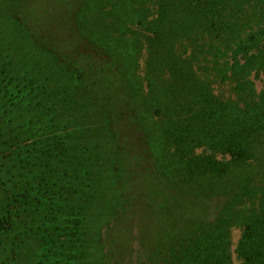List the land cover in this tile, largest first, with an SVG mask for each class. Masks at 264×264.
<instances>
[{"label":"rangeland","instance_id":"rangeland-1","mask_svg":"<svg viewBox=\"0 0 264 264\" xmlns=\"http://www.w3.org/2000/svg\"><path fill=\"white\" fill-rule=\"evenodd\" d=\"M260 48L264 0H26L15 17L1 11L0 152L36 157L46 134L27 137L14 104L52 97L47 136L79 155L53 192L0 162V264H200L202 226L224 242L221 264H243L245 218L264 210V138L253 133L239 163L195 141L196 112L178 100L172 72L205 78L202 89L226 102L217 115L239 111L249 90L264 96ZM2 60L42 75V92L19 91ZM89 66L103 70L104 84H91ZM183 249L192 254L181 258Z\"/></svg>","mask_w":264,"mask_h":264},{"label":"trees","instance_id":"trees-1","mask_svg":"<svg viewBox=\"0 0 264 264\" xmlns=\"http://www.w3.org/2000/svg\"><path fill=\"white\" fill-rule=\"evenodd\" d=\"M25 3L26 0H0V13L6 8L8 12H12V16L15 17L18 15L20 6H24ZM31 39L34 41V38L28 37V40ZM42 49H44V47ZM259 55L264 59V50L262 51L261 48L259 49ZM2 61V66H4L3 72L6 74L5 76L9 75L8 77H11V83L20 84L17 86L19 91L28 89L31 91H38V93L42 92V75L40 78L37 74L35 75V73L29 74V72H27L17 61ZM71 63H74V60H71ZM72 65L75 66L74 64H70L69 66L64 67L68 74H71L72 72ZM86 69V75H90L92 78L90 80L91 84L97 86L102 83V80L104 79V77L103 79L101 78L102 75L100 74L103 71L102 69L90 66L86 67ZM104 74H108L109 76L113 75L111 69L107 70ZM191 76L194 79L190 82L192 79ZM172 78H175L176 81H178V84H180V87L176 91L182 95L181 99H178L184 103L182 106H187L189 109H192V112H196L195 117L197 120L193 124L200 132L195 134V141H197V139L199 141H207L213 149L218 148L225 150L231 154L234 163H239L250 153V136L253 133L259 132V134L264 138V96L259 98L258 95L250 93L251 90H249L246 94L249 99V103L245 102V105L241 110L238 111L233 108L232 105H229L226 106L227 113L221 112L217 115L215 110L221 109L222 106L220 105H226V102L221 101L217 96L214 97L211 92H207L202 89L201 84H203L205 78L199 76V74H197L194 70H192L189 74L183 68L173 70ZM114 81V79L109 78V84L113 88H116V86L119 85L115 84ZM189 83H195V85H190ZM6 84L7 83L5 82L3 86L0 85V97L4 94ZM102 84H104V80ZM174 91L175 90L172 89L171 93ZM57 94V92H54L52 95L53 97H57ZM3 101L4 100L2 98L0 100V105ZM29 101L35 104L28 103L27 101H18L14 104L15 114L18 115V113H20L21 121L16 120V118H12L9 120L8 124L14 125V121L16 120L17 126H23L27 129V137L37 135L36 132L39 131L38 129L45 132L46 135L44 136L37 135L39 138L34 143L32 151L34 152V149H36V157L31 156L29 160H21L22 158L19 155L20 151H18L14 157H12L9 153L3 154L0 152V162L2 165H6L7 167L15 166L16 169L19 168L26 172H31L32 181L34 183L38 185L41 181H44L46 187L53 192V187L55 186L54 182H61L63 178H65L64 176H68V174H70L71 169L73 168V162L75 163L79 153L74 148H69L68 146L61 144V142H58L54 137L47 136L49 133V127L53 122V115L50 110V106L53 102L52 97L45 98L44 101L40 100L36 102L32 99ZM111 105L113 109L114 104ZM1 107L2 106H0V111ZM73 115H75L74 111L70 112L68 118L67 116L66 118L63 117L62 119L65 121L64 124H68L67 120H71L70 118H73ZM4 117L6 116H3V113L0 114V123L1 119ZM100 117L103 119V123L108 125V118L106 121V116L102 115ZM244 137L245 142L243 141ZM145 143L146 145L148 144L146 141ZM147 148H149L148 145ZM1 167L3 166H0V170ZM37 172L41 175L38 176ZM26 191H28V194L35 193L37 191V187H35L34 184H28ZM24 197L27 198L29 196L24 195ZM2 210L5 212V209ZM260 212L263 213L259 216V218H245V231L239 244V251L244 260L243 264H264V210L260 208L259 213ZM202 214H204L203 211ZM195 215L199 216L201 214H197V212H195ZM41 216L42 214L40 212L37 214L36 219H40ZM40 221L41 223L38 225L39 227L47 225V216ZM34 225L35 223L33 222L30 226ZM27 229L32 231L29 227H27ZM196 237V240L198 239L197 243L195 242L197 247L196 253L201 256L199 263L221 264L224 253V247L222 246L224 242L220 240L221 237L219 235L215 236V233L208 229L207 226H202ZM182 251L186 255L181 258H186L192 254L191 251L189 252V250L186 249H183Z\"/></svg>","mask_w":264,"mask_h":264}]
</instances>
